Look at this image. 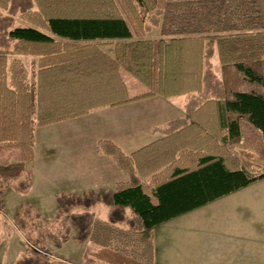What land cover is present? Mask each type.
<instances>
[{
  "label": "trees",
  "instance_id": "obj_1",
  "mask_svg": "<svg viewBox=\"0 0 264 264\" xmlns=\"http://www.w3.org/2000/svg\"><path fill=\"white\" fill-rule=\"evenodd\" d=\"M156 96L185 114L159 139L97 142L124 181L54 196L70 238L97 248L85 264H154L156 226L264 178V0H0V209L32 187L37 128ZM30 250L18 264H66Z\"/></svg>",
  "mask_w": 264,
  "mask_h": 264
},
{
  "label": "rangeland",
  "instance_id": "obj_2",
  "mask_svg": "<svg viewBox=\"0 0 264 264\" xmlns=\"http://www.w3.org/2000/svg\"><path fill=\"white\" fill-rule=\"evenodd\" d=\"M16 25L26 24L16 18ZM148 37L155 38L156 34H149ZM22 60L31 71L33 68L31 59L22 58ZM215 64L218 65L217 61ZM161 98L136 104L131 108L126 106L99 108L85 116L36 129L34 161L27 166L32 176V187L25 194L10 190L1 201L0 264H18L25 252L31 254L30 249L38 251L49 261L85 264V250L89 248L95 251L97 248L88 242L80 245L73 241L70 238L74 234L73 229L68 234L61 218L55 217L57 209L55 194L86 192L81 188L83 186L76 185L77 182L70 180L71 171L66 170L64 166L71 167L74 162L91 163L99 140L114 139L123 152H126L125 146L141 144L139 142L142 141V137L134 138L129 144L125 142L130 137L125 138L121 129L123 113L127 110L144 115L147 121H144L143 125L147 131L152 126L150 122L154 120L152 112L160 110L156 102H163ZM101 156L102 161H106L102 171L104 177L97 179L101 188L107 189L113 182L124 181L126 177L113 161L103 154ZM238 194L249 199L244 210L253 211L255 205L260 204L253 201L264 200V179L250 184ZM108 211L109 209L102 204L92 208V212L99 218ZM65 237L67 241L63 242ZM59 242L61 246L58 247ZM167 256L170 258L169 251ZM159 263L169 264V260Z\"/></svg>",
  "mask_w": 264,
  "mask_h": 264
},
{
  "label": "crops",
  "instance_id": "obj_3",
  "mask_svg": "<svg viewBox=\"0 0 264 264\" xmlns=\"http://www.w3.org/2000/svg\"><path fill=\"white\" fill-rule=\"evenodd\" d=\"M216 61L218 65L215 64ZM213 62L216 73L221 74L218 60L214 58ZM155 98L161 97L156 96L123 106L131 108V106L134 107L136 104ZM161 99L163 102H156L160 110L152 112L154 120L150 122L152 126L147 131L143 125L144 121H147L144 115L139 112L131 113L127 110L123 113L121 129L125 138L130 137L125 139V142L129 144L136 137L143 138L138 146H125V154H130L159 139L160 135L154 133L153 129L164 127L169 121L185 116L183 98L162 97ZM109 140L117 144L114 139ZM57 142H61V140H57ZM101 158V154L97 153L95 149L91 163L77 164L74 162L73 166L66 165L64 168L71 171L70 180L77 182L76 185L83 186L81 188L86 192L105 189L101 188L99 180H97L104 177L102 171L106 161H102ZM67 177L69 178L68 174ZM116 183L113 182L107 189L113 190ZM241 190L156 226L153 229L154 264H160L159 262L163 263L167 260H169V264H264V200L253 201L260 204H256L253 211H246L244 207L248 204L249 199L238 194ZM103 214L104 216L100 219H106L109 211L107 214ZM168 251L170 258L167 256Z\"/></svg>",
  "mask_w": 264,
  "mask_h": 264
}]
</instances>
